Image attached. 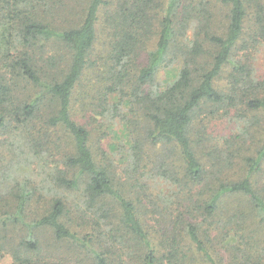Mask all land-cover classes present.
<instances>
[{
  "label": "trees",
  "instance_id": "16d2710c",
  "mask_svg": "<svg viewBox=\"0 0 264 264\" xmlns=\"http://www.w3.org/2000/svg\"><path fill=\"white\" fill-rule=\"evenodd\" d=\"M259 1L222 0L224 27L205 0L61 2L57 27L38 10L39 0H0V25L5 21L7 30L13 23L17 34L10 39L24 49L1 68L0 129L27 126V173L45 149L57 151L63 166L51 169L43 183L27 176L11 188L10 210L0 203V259L7 254L13 264H59L39 240L50 230L58 243L85 254L82 264H264V188L258 181L264 140L252 149L263 123L264 79L248 56L239 58L250 43L253 48L264 40ZM253 2L259 15L248 42ZM42 38L64 46V61L35 55ZM171 64L180 68L163 87L159 71ZM15 79L38 88L37 96L20 101ZM213 107V115L236 113L245 121L236 148L246 169L238 180L228 176L235 164L229 151L216 159V171L199 154L203 131L196 122ZM99 131L122 135L113 150L123 179L94 152ZM161 180L179 191L174 211L157 196L165 207L157 229L148 224L144 202ZM75 192L79 202L69 209ZM34 205L42 209L33 212Z\"/></svg>",
  "mask_w": 264,
  "mask_h": 264
},
{
  "label": "rangeland",
  "instance_id": "374dc122",
  "mask_svg": "<svg viewBox=\"0 0 264 264\" xmlns=\"http://www.w3.org/2000/svg\"><path fill=\"white\" fill-rule=\"evenodd\" d=\"M39 1L40 4L38 5V10H40L41 12L47 11L49 18L47 19L48 22H51V24H54V26L60 27L63 21L64 14L62 13L61 7L59 6L61 5V2L65 4L72 2V5L74 7H80V2H84L85 0ZM108 1L113 3L116 0ZM205 1L210 3L209 5L213 9L215 8V20L219 25H221V27H224L226 25L228 12L226 6H224V4L222 3V0ZM259 3L264 7V0H260ZM258 9V6L254 2L250 4V7L248 9L250 22H248L246 25L245 35V38L247 39L246 41L248 42L252 41V39L255 37L252 36V38H250V35L251 26L257 22V17L259 15ZM3 22L4 23L0 25V73H2L1 68H3V65L8 64L6 62V59L8 57L10 58V60H12V57H14L17 53L20 52L18 54L20 55L24 52L23 47H19L20 42L18 43L16 39H10V37H12V34H17V32L14 31L12 27L14 24L12 23L9 29L5 30L6 28H3V24H5L6 22ZM99 37L101 42V30H99ZM19 40L22 42L21 38H19ZM98 47L101 48L100 44H98ZM250 47L251 43L249 45V48L242 49L239 53V58L244 59L248 56L249 60L254 66L257 77L264 79V40L259 41L257 44H254L253 48ZM150 48L153 49V45H151ZM32 51L36 56H38L39 59L56 57L59 60L60 56L66 57L67 55V51L65 50L64 46L54 40L47 42L44 38L38 40L37 46ZM62 60L60 59L59 61L62 62ZM179 68L180 66L178 64L162 66L157 77L159 83H161L163 87L168 86L176 78ZM15 83V95L22 102H27V99L31 100L35 98L37 96V93L40 91L33 85L27 84V81L24 79H15ZM215 109L216 107H213L212 109L209 108V114L201 116L196 122L197 127H199L198 130L203 131L200 141V145H202V147L201 150L198 151H200L199 154L203 156L205 161H209V168L213 171H216V169H213V167L217 168V166H215L217 162L216 159L220 158V154H227V152L229 151L228 154L229 156H231V159L229 160L234 161L235 164L233 163L234 165H231V173L228 176L235 180H238L240 179V177H243L245 175L244 170L246 169L245 163H243V159L237 157L238 151L236 148L237 144H239L237 137L240 134V128L245 121L236 118V113L226 115L225 113L219 112L218 114L213 115L211 111ZM260 117L261 122L263 121V123H261L260 126H257L256 130L254 131L257 139L255 142L252 140L253 144L255 143L252 146L253 150H257L258 148H260V142L264 140V116ZM14 126L15 125L13 123L9 125L8 129H0V203L4 208L8 210H10L8 206L11 205L12 200L10 196L11 188H14V186H16L18 183L27 181V176H30L28 178H32V180L34 179L36 182L43 183L45 179L49 178L48 172L51 171V169H54L57 166L60 169L63 168L58 152L54 151L52 153L45 149V153H43V159H39L34 166L30 167V174L27 173V152H29V149L27 148V126H18V129H16ZM98 126V123L94 125L95 128H98ZM105 132L101 133L99 131L94 133L93 150L94 152H96L99 159L104 158L109 165L117 169L119 177L123 179V166H120L118 164L120 158L119 154L115 150H113V147L121 142L122 135L118 134V132L114 134H108V131ZM59 137V135L53 133L52 141L60 145ZM243 143L244 142L241 141V144ZM246 143L249 142L247 141ZM62 147L64 148V144H62ZM50 154H52L54 157ZM258 181L260 183V186L264 188V164L262 167V172L258 176ZM160 183V185L151 186L150 191H148L147 193L148 196L151 194V199L144 202V204H146L148 206V209L150 210L148 216V224H150L151 227L157 229L160 228L158 222L161 220V215L165 211L163 203L156 199L157 196H165V198L169 200L170 210H173L176 208V204L178 201L176 192L179 191L178 188H172V186H169L170 184H166L162 180ZM168 187H170V189ZM78 197L79 196L76 192L72 193L70 197H68L67 201L69 209H72L74 206H76V204H78ZM149 203L156 204L158 209L153 207ZM41 209L42 207L38 209L37 205H34L32 211L37 212ZM39 240L41 241V245L45 250L52 249L56 254V263L79 264L80 262L84 263L85 261V254L80 252L75 245L68 242L58 243V241L54 238L53 232L50 230H43L40 233ZM64 259L67 260L66 263L63 261ZM0 264H13V259L10 255L5 254L0 259Z\"/></svg>",
  "mask_w": 264,
  "mask_h": 264
}]
</instances>
